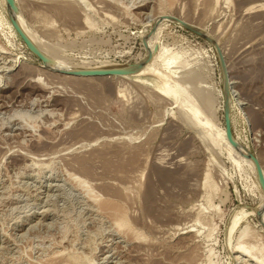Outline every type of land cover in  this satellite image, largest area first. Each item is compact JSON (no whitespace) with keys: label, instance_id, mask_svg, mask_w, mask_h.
I'll return each mask as SVG.
<instances>
[{"label":"rangeland","instance_id":"374dc122","mask_svg":"<svg viewBox=\"0 0 264 264\" xmlns=\"http://www.w3.org/2000/svg\"><path fill=\"white\" fill-rule=\"evenodd\" d=\"M13 2L14 11L0 0V264H241L230 252L237 241L264 246L249 160L264 168V0ZM9 15L61 69L149 58L130 79L53 72ZM165 16L218 40L244 152L213 143L225 103L211 42ZM159 58L174 61L173 74L154 70ZM156 75L174 99L153 85ZM106 186L128 197L125 227L107 217Z\"/></svg>","mask_w":264,"mask_h":264},{"label":"bare ground","instance_id":"6f19581e","mask_svg":"<svg viewBox=\"0 0 264 264\" xmlns=\"http://www.w3.org/2000/svg\"><path fill=\"white\" fill-rule=\"evenodd\" d=\"M62 1H64V2L65 1H68L70 3L73 0H62ZM82 2H84V1H82ZM251 5H253V4H251ZM257 5H258V3H257ZM258 6L262 7L261 5H258ZM258 6H256V8H258ZM263 6H264V4H263ZM69 9H70V7L69 8H64V9H62V11L65 12V13H67V11H69ZM262 9H264V8L262 7ZM249 10H250V8H249ZM251 10H252V8H251ZM13 15H14V13H13ZM166 19L167 20H170L172 22H176L178 24L179 23H186V24H189V25H191L193 27L198 28L197 26H195V25H193L191 23H188L186 21H183V20L179 19L176 16H167ZM174 19H177L178 21L177 20L175 21ZM14 20L20 26V28L25 32V34L29 37V39L34 44V46L41 52V54H43L45 56L46 61H44V63L45 62L46 63L44 65V68L49 69L50 71H53V72H59V73L70 74V75H75V76H82V77H89L90 75L97 76V77L119 76L120 75L121 77L130 79L132 76H134V75H130V74H133V73L138 72L139 71V68H140L139 65H142V64L144 65V63H145L144 60H148V58H149V53H148L147 56L144 57L140 61L142 64H138V65L137 64H133V65L109 66V67H100V68H81L80 65L79 66L73 65V66H69V68H67V69L66 68L65 69H61L60 67L56 66L55 63H52L51 62V60H50L51 51H49L50 49L49 48L48 49H46V48L43 49L41 47L40 42L35 38L34 31L31 30L30 28H28L26 26V24L24 23L23 19L20 16H15L14 17ZM85 22L86 23L88 22L87 15L85 16ZM198 30L203 34V32L199 28H198ZM205 35H207V34H205ZM217 41H216V39L214 37L211 39V42H213L216 45V47L218 48L219 45H218ZM212 46L214 48V45L213 44H212ZM219 48H220V46H219ZM220 50H221V48H220ZM6 53H8V52L4 48L2 50H0V56H3ZM220 54L223 56V60H224V63H225V68L227 70L226 61H225V58H224V55H223L224 54V51L222 52V50H221ZM11 65H12V63H11ZM156 65L157 66L154 69L155 71H157V72H164V70H168L169 75L170 74H173L174 69H175L174 61L173 60L171 61L170 59L167 60V59L159 58V59H157ZM84 66H85V63H84ZM9 68H11V66L10 67H7L6 69H9ZM95 70L100 71V72L101 71H105V70H108V71L109 70H115L117 72H112V71L109 72V73H94V72H92V71H95ZM165 76H167V75H165ZM224 77H225L224 86H221V88H222L223 101L225 103L224 105L227 108V117L229 118L230 130H229V133H228L227 130H226V128H225V126H224V128H225L224 131H220L219 133L218 132L217 133H214V136H212L214 141L213 140L212 141H213V143L215 142L216 145H218V146L222 145L231 154H240V153H242V152L245 151L244 144H246V140H247L248 136L245 133L246 130H244L243 131L244 132V139H243V142H241L237 138V136H235V134L233 135V133H232V130H231V116H230V112L229 111H230V109H232L233 102L230 99V92H229L230 84H229V73H228V71H227V75H225ZM163 79H164V77L162 78V77L156 75V77L153 78L152 83L157 88V90H159L163 95H169V96H171V98L174 99V93L169 90L171 88V86L168 83L167 84L164 83L162 85V83L164 82ZM198 95H199V97L201 99L203 108L204 109H205V107L207 108L208 105H209L208 94L203 91V93H199ZM198 113L196 112V114H198ZM242 115H243V111L242 110H239V116H240L241 120L244 121V116H242ZM233 119H234V117L232 116V120ZM199 124H201V123H199ZM245 153L248 155L247 152H245ZM248 156H250V155H248ZM255 159L256 160L254 161L252 157H249L250 165L252 167V171H253L254 176L256 178V182L259 185L260 182H259L258 176H257V165H258V168H260V171H261V174H262L263 178H264V168L263 167L261 168V165H260V163H259V161H258V159L256 157H255ZM80 162H82V160ZM81 164H79V167L81 166ZM83 164H82V167L85 169L86 166L84 165L85 166L84 167ZM88 169L86 168L87 171H89ZM105 170H106V168H105ZM253 182L255 184V181H253ZM259 186L261 187V185H259ZM104 188H102V189H104ZM106 189H107V186H106L105 190ZM261 189H262V187H261ZM107 190H109L108 193H107V191H106V193L104 192L107 196L105 197V199L104 198L103 199L105 200L106 205H107V202H108L109 205H107V206L110 207V205H111V207H110L111 209L108 208L109 211H111V213L108 211L110 214H107V213H105V214H107V217L109 216V218H111L113 220V222L117 225L118 228L127 226L129 222L127 220L126 212H124V209L125 208H123L124 206H122V202L123 201H128V197L126 195H124V194H121L117 189H107ZM262 192H263V201L259 205V209H257V211H254L253 212V215L257 216V218H259V220H262L264 222V191H263V189H262ZM142 194H143L144 199H146L147 198V195H148V188L145 189V191ZM110 201H112V202H110ZM99 205L100 204H98L99 209L100 210H103V209L100 208ZM106 205H104V208H105ZM142 206H143L142 209L144 210V212H149L150 211V209L146 206V204H143ZM252 209H256V207H252ZM241 215L242 214H240V217H241ZM196 220H197V218L195 219V221ZM238 220H241V219L239 218ZM235 221H234V223H235ZM234 226L235 225L233 224L232 230L234 229ZM118 228H117V230H118ZM181 229L182 230L180 231L179 234H181V233H189V232H192L193 231V228L191 226L190 227H184V228H181ZM243 235H246V234L243 233ZM241 238H243V237H241ZM244 240L241 239V240L237 241L233 245V247L231 248V251L230 252H231V254L233 256V259H234L235 263H237L238 260H241V264H264V246L259 245V244H253V243L251 244L249 241L248 242L246 241L247 239L245 241ZM247 243H250L251 246L249 244H247ZM187 244H188V242H187ZM238 262H240V261H238Z\"/></svg>","mask_w":264,"mask_h":264},{"label":"water","instance_id":"95a60500","mask_svg":"<svg viewBox=\"0 0 264 264\" xmlns=\"http://www.w3.org/2000/svg\"><path fill=\"white\" fill-rule=\"evenodd\" d=\"M6 3L7 5L11 8V10H15V4L13 2V0H6ZM9 19L15 29V31L17 32L18 36L20 37V39L23 41V43L25 44V46L28 48V50L30 52H32L37 58H39L42 62L46 61V58L43 54H41V52L34 46V44L31 42V40L29 39V37L25 34V32L20 28V26L16 23V21L14 20V18L12 16L9 15ZM175 21L177 19H174ZM178 21V20H177ZM181 24L183 27L189 29L190 31L196 33V34H199L201 36H203L205 39L209 40L211 42V39L207 36H205L204 34H202L198 28L196 27H193L189 24H186V23H179ZM213 45H214V49H215V52H216V56H217V59H218V64H219V70H220V75H221V80H222V86H224V80H225V75H227V70L225 68V63H224V60H223V56L220 54L221 50L218 46V48L216 47V45L211 42ZM220 50V51H219ZM117 72L115 70H105V71H92L94 73H109V72ZM222 117H223V124L227 130V132L229 133V130H230V123H229V118L227 117V108L226 106L224 105L223 107V110H222ZM251 157L253 158V160L255 161V156L250 153ZM257 176H258V180L260 182V185L264 191V178L261 174V171H260V168H258V165H257Z\"/></svg>","mask_w":264,"mask_h":264},{"label":"built area","instance_id":"2783aa9c","mask_svg":"<svg viewBox=\"0 0 264 264\" xmlns=\"http://www.w3.org/2000/svg\"><path fill=\"white\" fill-rule=\"evenodd\" d=\"M208 45V47H205V50L207 49V51L206 52H210L211 53V58H213V60L216 62V67H218V64H217V60H216V58H215V55H214V53H213V49H212V47L209 45V44H207ZM209 52H208V56H209ZM209 60V59H208Z\"/></svg>","mask_w":264,"mask_h":264}]
</instances>
